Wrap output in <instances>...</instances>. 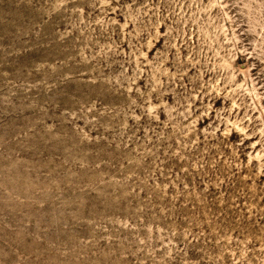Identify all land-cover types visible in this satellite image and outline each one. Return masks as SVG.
Instances as JSON below:
<instances>
[{
  "label": "rangeland",
  "instance_id": "1",
  "mask_svg": "<svg viewBox=\"0 0 264 264\" xmlns=\"http://www.w3.org/2000/svg\"><path fill=\"white\" fill-rule=\"evenodd\" d=\"M0 264H264V0H0Z\"/></svg>",
  "mask_w": 264,
  "mask_h": 264
}]
</instances>
